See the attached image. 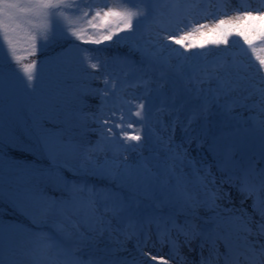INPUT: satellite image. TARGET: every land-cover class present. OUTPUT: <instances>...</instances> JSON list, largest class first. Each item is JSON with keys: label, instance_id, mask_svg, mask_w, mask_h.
Segmentation results:
<instances>
[{"label": "snow or ice", "instance_id": "6c2138e0", "mask_svg": "<svg viewBox=\"0 0 264 264\" xmlns=\"http://www.w3.org/2000/svg\"><path fill=\"white\" fill-rule=\"evenodd\" d=\"M160 3L161 0H0V52L4 53L6 62L10 58L18 67L27 87L31 88L38 77L37 61H23L35 56L38 50L66 37H73L81 44L104 46L84 49L82 59L90 69H103L104 88L92 90L93 96H100V114H104L103 105L114 100V106L104 120H100L96 113L79 117L99 124L101 129L100 141L86 148L73 142L71 131L75 125L69 122L67 115L64 119L52 115L56 111L54 107L38 110L41 112L39 115L33 114L31 129L26 130L25 135L31 138L34 134L51 161L55 162L60 155L67 157L82 153V162L68 168V171L74 177L90 174L108 179L114 183V188L97 189L86 182L64 179L63 191L68 193V199L63 196L59 199L36 197L32 189H26L27 198L40 203L37 209L40 222L46 224L50 221L54 230L53 234L41 232L31 235L43 251L52 252L56 258L70 254L71 264H136L134 258L129 260L126 256L118 255L128 251L125 242L134 237L137 239L134 247L145 259L150 258L149 264L151 261L169 264V259L141 251V245L146 247L150 238L146 229L155 226L160 244L169 247L170 259L177 260L178 264H189L180 252V237H183V244L189 252L196 251L192 244L199 241L198 264H264V173L260 174L258 184L249 181L248 171L234 177L232 173L238 167V162L232 160L231 147L222 148L223 137L213 136L207 151L217 159L218 170L228 173L221 183L232 185L234 179H238L237 190L245 199H252V210L259 217L258 221H253L246 211L241 210L247 217L244 219L235 214L236 209L222 208L217 203L221 197L218 190H213L216 179L212 176L211 165L197 167L198 162L189 155V148L193 144L197 153L204 149L205 139L202 137L206 138L209 130L205 127L197 132L193 125L208 120L212 105H216L226 118L235 120L237 117L232 115L234 109L247 108L245 102L254 94L248 92L245 86L246 77H233L229 72V67H236L235 59L231 62L226 58L209 61L205 55V64L198 66L191 63L193 54L190 50L198 48L210 53L212 49H209V45L219 50L220 45L227 46L230 37L235 36L248 46L259 62V69L264 70V55L257 54L264 52V11L260 8L237 10L234 16H225L210 25L192 23L189 19L199 7L200 0H174L176 25L192 26L186 32L183 27H178L177 35L161 36L157 33L155 40L150 42L152 47L139 42L134 44L133 49L141 55L142 66L133 69L141 73V79L138 85L132 86H142L148 93H155L160 103L158 115L172 118L163 130L171 128L174 133L179 126L183 142L175 144L172 137L165 139L157 135L156 141L163 146L165 153L163 159L154 157L157 163L149 166L151 161L141 158L135 164H130L127 157L120 163L115 162L120 147L125 151L135 150L149 139L150 109L146 108L145 100L152 103V97L147 94L142 98L137 97L138 103L135 99L124 100L121 95L123 89L119 87L122 82L120 76L108 72L109 60L95 53L108 47L105 42L127 41L137 35L141 26L147 28L159 24L162 15ZM260 7L264 8V0H260ZM181 11L183 15H180ZM120 33L125 35L120 36ZM196 35L204 37L203 41L194 40ZM160 41L171 43L160 44ZM172 45L180 47L173 48ZM166 49L171 51L164 55ZM112 62L130 63L126 58H112ZM123 75L128 77L130 73ZM245 92L248 95H243ZM255 92L264 102V88H255ZM125 106L135 107L136 111L131 113L137 118L135 122L125 116ZM260 112L264 115V108ZM181 113H186L183 119ZM250 119L254 121V130L259 133L264 148V119ZM41 121H47L53 127L44 128ZM136 122L140 127L134 126ZM156 123L162 124V121L157 120ZM60 124L66 127L54 130ZM142 132L146 134L142 136ZM66 135L67 140L64 138ZM101 141H115L116 147L106 146ZM133 141L136 143H131ZM7 147L33 154L29 146H20L12 139ZM4 148L3 99L0 96V203L5 196ZM109 151L113 153L112 162L105 156L103 164L94 163L95 156ZM186 165L192 169L190 173H185ZM12 167V162H8V168ZM192 176L195 180L190 179ZM196 186L200 189L199 193L193 191ZM201 210L207 215L201 216ZM181 215L184 217L183 223H178L177 217ZM33 223H36L35 218ZM224 223L237 225L236 232L221 230ZM20 230V226H6L0 220V264H6V248L10 250L13 247L12 232ZM221 244L224 252H220ZM206 247L207 256L204 255ZM82 252L87 253V259L80 255Z\"/></svg>", "mask_w": 264, "mask_h": 264}, {"label": "rangeland", "instance_id": "374dc122", "mask_svg": "<svg viewBox=\"0 0 264 264\" xmlns=\"http://www.w3.org/2000/svg\"><path fill=\"white\" fill-rule=\"evenodd\" d=\"M173 3L174 0H161L160 11L162 15L159 18L160 23L152 24L147 28L141 26L140 31L137 32V35L135 37H131L129 40L122 41L120 43L125 45L132 51L134 50L133 45L137 42L145 45L146 47H152V44L150 42L155 40L157 33H159L161 36L166 34L177 35L178 27H183V30L185 32L188 31L192 26L191 24H189L187 27H184L183 25H176V10L173 8ZM207 9L209 11L208 13L210 17L204 18L202 14L205 13ZM210 10L211 8L202 7V5L199 4V7L196 9L193 15L189 17V19L192 20V23H207L211 25L215 20L223 18L219 16L218 13H216L217 11L211 12ZM180 15H183L182 11L180 12ZM119 35L124 36L125 33H120ZM115 39L116 38L114 37L113 40L115 41ZM193 39L197 42H201L203 41L204 37L196 35L193 37ZM70 40H75V38L66 37L65 39L59 40L43 49L48 50L47 53L41 54V56L38 57L31 56L30 58L32 59H29L28 57V59L23 61V63H30L32 60L37 61L38 77L34 79L31 88L27 87L26 80L23 78V74L19 72L18 67L10 61V58L6 62L4 53L0 52V73H2V77H0V96H2L3 99V131L5 137L4 157L6 162V179L4 186L5 196L3 202L0 203V210H2L4 213L20 216L24 219L25 222H31L34 227H42L39 229L44 231L45 233H49V229H52L51 222L49 221L46 224L40 222V218L37 213V209L40 207V203L38 200L28 199L25 190L32 189L34 195L36 197H39L41 195L36 189L43 188L40 183L41 179L50 182V190H53L62 187L61 182H64V178L57 172L45 170V167L39 165L38 163L23 160V158L25 157L24 155H38V157H44L50 163L60 164V166L62 165L63 168L67 171L68 176L74 177L72 175V172L68 171V168L74 167L82 162V153L67 157L64 155H60L55 160V162L51 161L48 157L47 152L43 150L42 145L37 142L36 136L33 134L32 137L29 138L27 135H25L26 130L31 129L33 114L35 113L39 115L41 114V112L38 110L47 107H54L56 111L51 113L52 115H56L59 119H64L67 115L68 117H70L69 122L72 125H75V127H80V122H84V120L80 119L79 117L88 116L86 114V111L83 109L84 105H90V103L94 105V111L99 116L100 120L106 119L107 115L110 114L114 106V100H109L110 104L106 103L105 105H103L104 114H100L99 110L102 107L101 101H91V98L94 97L92 95V90H102L104 88L103 75L101 74L103 72V69H100V71L88 68L87 62L83 61L82 59L83 52L78 48H75L74 45L73 47L68 46ZM105 43L107 45L120 44L113 42ZM165 43L170 44L171 42L160 41V44ZM235 44L236 43L233 41V44L231 45L235 46ZM61 45L62 48H59ZM88 45L90 47L102 46L93 44ZM172 47L179 48L180 46L172 45ZM208 47L209 49H212L210 53H205L204 50L198 48L191 49L190 52L193 54L191 63L198 66L202 65L205 55L207 56V59L211 61L212 59L219 57V54L223 48L222 45L219 46V50H216L212 45H209ZM43 50H38L37 54ZM169 51H171V49H166L164 55H167ZM135 52V54H138V57L141 59L140 53L137 51ZM257 54L263 55L262 52H258ZM55 58L59 59L57 60ZM112 58L113 57L107 58L109 60V67L107 71L116 74L118 72L117 70H121L122 63H113ZM225 58H228V61L229 59H236V67H229V72L233 77H236L237 75L246 77L247 79L245 82V86L247 87L248 92H253L254 94L245 102L248 105L247 108L234 109L232 115L236 116L237 120L228 119L223 116L224 120L228 122L229 126H233L234 124H246L252 120L247 117H259L260 119H264V115H262L260 112V109L264 108V102H261L259 94L255 92V88H264V70L259 69V62L255 59V55H253L250 50L242 52L238 51L229 53L225 56ZM130 65L132 66V69L125 71L129 72L130 75L136 73V71H133L134 68H139L142 66L140 62L139 66L137 65V67L132 64ZM132 85L135 84H132L128 81L123 87L121 95L123 96L124 100H133L137 97H140L136 95L135 90L137 87H133ZM121 86L122 82L119 87L121 88ZM205 87H207V85H205ZM248 92L243 93V95H248ZM149 95H151V93ZM151 97L154 104L160 105L159 100L156 99L155 94H152ZM135 102L138 103L139 99H135ZM145 104L146 108L149 109L150 103L148 100H145ZM253 105H255V107H253ZM213 106L217 107L216 105ZM123 111L129 121H136L137 118L131 116V113L136 111L134 106L131 108L125 106L123 108ZM91 113L93 112L91 111ZM44 114L47 115L48 113ZM210 119L211 122L215 121L213 113H211ZM242 119L243 122L241 121ZM157 120H161L162 124H157ZM170 121L171 120L167 115L160 116L157 112L150 111L149 127L151 128V132L147 133L149 139L144 142L140 148L135 150L125 151L123 147H120L115 162L120 163L124 159V157H127L130 164H135L141 158L150 160L151 163L149 164V166L157 163L156 159H154V157H156L155 154L157 152L165 154L163 146L158 144L156 141L157 135L162 136L165 139H168V137H172L173 143L175 144H180L183 142V133L181 132L179 126H177L174 133L171 128H168L167 131L163 130L164 126L168 125ZM41 123L44 124L47 123V121H41ZM134 126L140 127V124L136 122L134 123ZM43 127L48 128L46 125H43ZM62 127H66V125H57L56 129L54 130ZM99 130L101 132L100 128ZM77 132L78 130L72 129L71 135L73 136ZM255 132L258 133L254 130L253 125L251 127V131L244 133L243 136L240 137L241 146L242 144H244V141L247 137L246 134L250 135ZM141 134L142 136H144L146 133L142 132ZM256 136L257 138H259V133L256 134ZM64 138L65 140H67V135ZM10 139L16 141L20 146H29L33 150V154H29L28 152L13 151V156L9 155L8 153L10 149L7 147V144ZM76 140L77 138L73 137V141ZM257 141L259 142V144H261L260 138ZM103 143H106V146L116 147V142L114 143V145L112 141ZM131 143L135 144L136 142L133 141ZM184 146L186 148L188 147L186 143ZM246 147H248V145ZM249 148L251 149V146H249ZM152 149H155V151H152ZM189 155L190 158H195V160L198 162L197 166L199 165L201 167L202 162L204 166H207V164H204V160L207 157L203 150L197 153V151L195 150V146H191L189 148ZM105 156H107L109 162L113 161V156L108 155L107 152L100 153L98 156H95L94 163L103 164L105 162ZM232 160L238 162V166L239 164H241L240 156H234V159ZM8 162H12L13 164V167L11 169L8 168ZM249 168L254 174L261 168L264 172V167H261V164L250 166ZM184 171L185 173H190L192 169L186 165L184 167ZM200 175L203 176L204 173L201 172ZM9 179L11 180L10 183ZM190 179L195 180V177L192 176L190 177ZM217 182L219 188H213L214 191L218 190V194L221 197L217 200V203L221 207L234 208L237 210V206L234 201L235 199L229 192L230 190H227V187L225 185H220V181H216V183ZM111 183L113 184L112 186H114V183ZM209 187H212V185H209ZM193 191L199 193L200 189L198 186H196L193 188ZM237 211L240 214V210ZM200 215L204 216L207 214L204 211H200ZM2 217L3 216H0V219H2ZM33 218L36 219V223H33ZM4 224L6 226L18 225L21 229L20 231H13L11 234V238L14 243L13 247L10 250L7 248L5 250L6 264H50V262H53V264H59L52 252L43 251L41 245L37 244L36 241L34 246L33 242L35 239L30 238V232L23 229L22 224H18L15 222H12V224ZM50 232L53 233L52 230H50ZM141 241H143V239H141ZM149 242L150 241L148 240V243ZM136 243V238L125 242V247L128 249L131 245V249L127 252H121L119 253V255L126 256L129 260H132L134 258L136 264H145L144 260L148 259H145V257L140 255V252L137 251V249L134 247ZM34 247L35 253H33L32 251V248L34 249ZM141 251L146 252L144 250ZM81 254L87 253L82 252Z\"/></svg>", "mask_w": 264, "mask_h": 264}, {"label": "bare ground", "instance_id": "6f19581e", "mask_svg": "<svg viewBox=\"0 0 264 264\" xmlns=\"http://www.w3.org/2000/svg\"><path fill=\"white\" fill-rule=\"evenodd\" d=\"M218 3H220L218 8L219 9L224 8V10L226 11L225 13H222L221 10L216 12L221 17L234 16L236 13H235V11H232V10H236V9L252 10V9L260 8V10L264 11V8L260 7V0H227V2H221V0H207V2L204 4V6L208 5V7H211V11H213L216 8V4H218ZM208 12L209 11L206 10L205 13L202 14V16L204 18L210 17ZM206 13H207V15H206ZM233 41L235 43L240 41V45L243 42L242 39H240L238 37H235V36L230 37L229 44L227 46L222 45V47H223L222 52H228L231 48V44H233ZM263 55H264V52H263ZM259 83H261V82H259ZM158 250H161V249L158 248Z\"/></svg>", "mask_w": 264, "mask_h": 264}, {"label": "trees", "instance_id": "16d2710c", "mask_svg": "<svg viewBox=\"0 0 264 264\" xmlns=\"http://www.w3.org/2000/svg\"><path fill=\"white\" fill-rule=\"evenodd\" d=\"M113 53H120V50H117V49H112L110 47H106L104 48V50L102 52H99V53H95V55H99L100 57L102 58H107L111 55H113ZM37 55V54H36ZM92 100H96V97H93ZM91 106H85L84 107V110L86 111V114H87V111L90 109ZM92 124H94L91 120H87V127H86V130H83L82 131V134L83 136H85L86 138H88V140L91 142V143H94L95 140L98 138L97 137V128L91 126ZM47 190H50L49 188H47ZM63 193H66L65 191H63V188H60L58 190H55L53 192L54 195L60 197V196H64Z\"/></svg>", "mask_w": 264, "mask_h": 264}]
</instances>
